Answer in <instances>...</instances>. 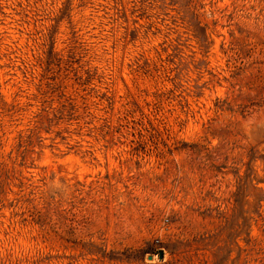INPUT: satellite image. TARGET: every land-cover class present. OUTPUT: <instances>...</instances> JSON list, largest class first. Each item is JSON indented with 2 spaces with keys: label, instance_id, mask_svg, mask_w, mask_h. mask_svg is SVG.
I'll return each instance as SVG.
<instances>
[{
  "label": "rangeland",
  "instance_id": "1",
  "mask_svg": "<svg viewBox=\"0 0 264 264\" xmlns=\"http://www.w3.org/2000/svg\"><path fill=\"white\" fill-rule=\"evenodd\" d=\"M0 264H264V0H0Z\"/></svg>",
  "mask_w": 264,
  "mask_h": 264
},
{
  "label": "water",
  "instance_id": "2",
  "mask_svg": "<svg viewBox=\"0 0 264 264\" xmlns=\"http://www.w3.org/2000/svg\"><path fill=\"white\" fill-rule=\"evenodd\" d=\"M162 256H163V255H162V252H161V251L158 252V258H159V259H162Z\"/></svg>",
  "mask_w": 264,
  "mask_h": 264
}]
</instances>
